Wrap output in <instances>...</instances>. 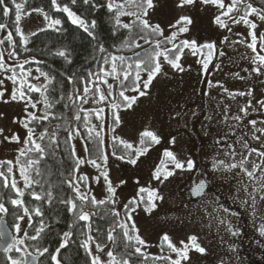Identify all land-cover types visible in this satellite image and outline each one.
<instances>
[{
	"label": "rangeland",
	"instance_id": "obj_1",
	"mask_svg": "<svg viewBox=\"0 0 264 264\" xmlns=\"http://www.w3.org/2000/svg\"><path fill=\"white\" fill-rule=\"evenodd\" d=\"M153 2L155 6L149 10L147 18L153 24H160L164 35H170L176 30L169 25L181 16H188L192 20L188 25L189 31L179 35L176 42L187 39L195 40L198 45L212 43L215 45L214 55L207 69H204L203 64L198 61L204 59L208 50L203 49L204 55H192L189 49H185L180 60L184 68L182 72L173 69L161 57L162 72L151 84L148 94L140 97L130 109L114 110L120 116L119 126H114L111 121L106 103L96 104L91 99L88 100L86 107H90L94 114L96 109H104L103 119H97L95 115L90 124L102 132L104 154L108 159L106 163L97 159L99 168L87 163L82 141L78 137L74 138L76 156L85 161L79 165V171L88 177L87 192L97 200L110 197L101 175L103 171H107L112 186L116 188L115 196L111 197L115 201L112 203L113 208L119 212L121 220L124 205L133 199L137 201L138 206H132L135 211L129 208L126 209V214L132 216L131 224L135 223L139 235L146 242V246L138 245L144 254L171 256L175 259V253L166 245L161 251L162 236L167 234L177 247H181V240L187 242L189 236L195 235L206 252L201 254L191 250L189 260L182 261L181 264H264V236L259 232L261 224H264V200L260 199L262 193L257 191L253 207L249 195L254 188H259V184L239 168L229 170L223 165L213 168L214 161L234 162L233 155L236 154L233 148L244 151L243 155H247L251 148L264 151V134L257 131L264 129V106L259 103L264 101V69L261 74L252 71L257 65L252 63L255 54L247 47L251 40L248 36L249 29L242 23L237 25L230 20L228 25L231 31L221 28L214 22L220 10L211 4L204 5L200 0L183 7H178L180 0ZM225 3H230V0H225ZM250 19L257 23L256 31L259 35L264 22L254 16ZM46 23L42 16L32 13L30 17L22 19L21 26L25 34H28L45 27ZM5 62L8 63L7 60ZM141 75L144 79L147 78L146 73ZM6 76L8 72L0 71V80L4 81L2 87L7 89L4 99L10 100L12 85ZM250 90V96L239 95ZM126 95L137 93L128 91ZM241 109H247V114ZM32 111L31 106L25 111L24 102L0 101V129H3V134L0 135V160L13 161V171L18 183L22 179L15 159L26 135V128L20 121ZM237 116L240 117L239 120L235 119ZM253 120L256 121L255 126L250 123ZM113 127L115 131L112 130ZM145 129L155 132L160 142L152 144L147 154L141 156L135 165L128 163L127 158L121 160L116 158L118 155H112L110 139L113 136L136 145L139 134ZM13 134L19 136V142L5 139ZM165 150L173 152L182 162L191 159L194 167L191 170L186 167L183 170L176 169L164 157ZM260 159L256 153H252L248 156L245 167L251 170L253 163H259ZM161 160L173 172L162 183L153 178V172L161 164ZM194 178L196 182H208L207 178L209 180L206 197L197 203L185 193L186 183ZM120 181L124 183L121 184ZM142 187L156 190L163 197L162 200L153 201L156 207L151 212L145 211L148 193H139ZM140 197L145 198L144 203L140 202ZM235 206L239 207L241 214L230 208ZM20 223V226L24 224L23 221ZM229 227L238 231V234L232 235L228 231ZM19 233L15 228L14 236L18 238ZM90 246L93 255H99L104 261L108 260V246L104 252H97L95 243ZM18 247L23 256L24 248L22 245Z\"/></svg>",
	"mask_w": 264,
	"mask_h": 264
},
{
	"label": "snow or ice",
	"instance_id": "obj_2",
	"mask_svg": "<svg viewBox=\"0 0 264 264\" xmlns=\"http://www.w3.org/2000/svg\"><path fill=\"white\" fill-rule=\"evenodd\" d=\"M200 2L204 5H213L220 10L219 15L215 16L214 22L219 25L221 28H228L231 31V28L228 25V21L230 20L233 24H243L247 26L249 29L248 36L251 38L250 42L247 43V47L251 49V51L255 54L252 57V63L257 65L252 69L253 72L257 74H261V70L264 69V32L257 34V23L250 19V17H256L259 21L264 22V0H260V7L254 6L250 0H230V3H225V0H200ZM78 0H70V3H61L59 0H50L51 8L56 12H60L66 15L67 19L73 24L82 29L89 37L95 40L96 33L95 29L97 27V21L95 19H87L84 15L78 14L73 8L70 6L77 5ZM84 5L89 6L93 10H97L99 8H106L109 13H112L111 19L114 21L113 23V35L119 32L121 29L127 30L128 35L124 37L121 41L120 47L117 51L121 49H135L142 48L143 46L139 43L140 40H143L145 44L152 45L151 49H144L143 55L140 52H134V55L131 57H126L124 55H114L112 53H108L103 57V65H110V70L105 69L101 66L99 72L88 73V83L92 85V87L85 86L83 88V94H78L75 97V100H80L83 103H88L89 94L94 98V102L103 103L109 100V97H114V86L109 83L107 79L103 77H112L113 80L119 81V91L118 97L119 101L117 102L114 98L110 101V106L113 110H119L121 108L130 109L136 103V101L140 97H144L148 94V90L150 89L151 84L156 79V77L162 72V63L161 57L163 60L167 62L173 69L184 71V68L180 64V60L184 54L185 49H189L192 55H197L198 53L204 55L203 49H207V54L204 55V59L202 61H198V63L203 64V68L207 69L208 64L211 62L212 57L214 55L215 45L212 43L198 45L195 40H180L179 43H176L179 35L186 33L189 31L188 25L192 23V20L188 16H181L175 23L169 25L170 28L176 29L172 31L170 35L164 36V29L160 26V24H153L147 18L149 15V10L154 8L153 0H104L103 3H98L97 0H82ZM195 3V0H180L178 7H183L184 5H192ZM9 3L6 0H0V13L5 18L10 17V13L14 14V20H11V23L14 27L15 34L19 36V43L24 45V50L28 51L29 49L26 47L29 43V36L37 35V32L33 31L25 34L21 21L25 17H30L32 13H37L43 17V20L46 21V25L44 28H40L39 31H46L48 29H53L56 31H60V27L63 21L59 18H55L49 14V12L45 11L42 7H33L28 8V0H10ZM122 17H130L132 18L130 22H124ZM227 18V19H224ZM8 27V22H0V30H6ZM137 29V32H133V29ZM155 37H163V39H154ZM227 37H225V40ZM5 41L8 42L9 46L13 48L12 51L8 52V57L14 58L17 56V52L15 48L18 46L17 41L13 39V32L8 31L7 35L0 39V45H3ZM243 42V41H238ZM259 43V50H258ZM162 44H171L172 47H161ZM99 51L101 53H106L107 50L103 44L99 45ZM223 55V53H221ZM55 56L63 58L68 64L72 63L70 59V53L66 50L61 49L57 50ZM35 60V58H33ZM29 63L28 60H25L23 63H17L15 67L7 65L4 59V53L0 52V71L3 72H11V75L6 76V79L12 81L14 85L11 90L10 100H5V92L7 89H4L2 86L4 84L3 80H0V101L4 103H8L10 101L16 102H24L25 103V111L27 112V108L31 106V108L35 109L37 104L40 101H33V97L29 95L30 93H39L41 95L42 102L45 109V114L42 116H37L35 113L29 112L27 114L26 120L20 121L24 128L27 129V136L24 140L25 148L19 150V155L16 157L15 165L18 167L19 175L24 182V188L21 189L18 186V181L15 178L13 173V161H3L0 160V168H6V172L0 170V180H2L3 188H11L16 194L15 199H11L10 203L13 206L20 207L23 209V215H17V220H24L27 217L29 221V227H32V219L35 217H43L44 211L40 206H36L32 209H29L25 205V200L23 197L25 196V189H31L34 184H40L39 180H36L32 176V172L34 171L36 176L42 175L40 168L38 165L40 161L44 159L46 155L55 156L56 149L59 147V141L57 138V134L55 131L49 135L48 129L44 128V131L40 132L39 136H36V130L34 127H30L29 125L33 121H47L50 115H53L49 109H52L55 104L60 103L64 99L63 94H61L60 99L55 102L50 101L48 93V86L41 85L37 86L36 84H32L28 77L31 75V69L25 70L24 65ZM36 63H43L42 61H36ZM16 68H19V73L16 72ZM36 71L39 73V77H44V79L51 84L54 77H50L49 73L37 68ZM101 73L103 75H101ZM142 73H146L147 78L144 79L142 77ZM75 74L73 73V76ZM238 75V74H237ZM73 76L67 77L69 83H73ZM36 77V79H39ZM83 79V78H81ZM102 82L104 85H107L106 89H102L100 87V83ZM132 91L137 93V95H126V92ZM227 91V89H225ZM79 92V90H77ZM231 94V93H230ZM251 95V90L248 93H239V95ZM68 99L73 102V107H76V111L74 113V119L76 121H81V112H85L83 107H77L75 104V100L72 95L68 96ZM259 103L264 106V101H260ZM65 108H68L69 105L65 104ZM245 114H247V109H241ZM104 109H96L95 115L97 119H103ZM2 115V114H0ZM53 118H56L53 116ZM235 119L239 120L240 117L237 116ZM84 127L87 130L86 143H90L94 138H99L101 136V132L96 129L95 125L89 127V117L87 114L83 117ZM15 122V121H14ZM121 123L120 116L118 111L113 112V124L114 126H119ZM254 126L256 121H250ZM103 127V125H101ZM115 131V127L112 129ZM262 134H264V129H257ZM3 134V129H0V135ZM81 135L78 128H74L69 130L68 137L65 143L69 140L73 139L74 136ZM48 137L49 144L48 149L50 152H46L45 147L42 146L41 143H38L37 140L43 141L45 137ZM35 137V138H34ZM255 139H259V137H254ZM6 140H12L19 142V136L13 134L11 137H5ZM113 144L114 147H121L124 151V155L117 156V159H125L127 157L128 163L135 165L139 158L143 155H146L149 151V148L152 144H158L160 142L157 134L151 130L145 129L139 134L138 144L134 145L130 141H126L121 137L113 136ZM175 140L173 139V143ZM104 141L99 140V144H103ZM29 145H31L29 147ZM85 151H89L87 146L85 147ZM37 153L39 154V158L34 159L29 154ZM252 153H256L258 157H260L259 163H253L252 169L249 170L245 167L248 156ZM71 155L73 157L76 156L75 148L72 147ZM113 156H116V151L112 152ZM164 157L170 161L176 169H185L191 170L194 167V162L189 159L186 162L180 161L177 156L168 150H165ZM23 158V159H22ZM99 159L103 160L105 163L107 162L108 156L101 151ZM85 163L84 160L79 158L76 159V167L73 169L72 178L68 179L66 182L68 186L75 193V198L69 199H60V203L66 205L67 212L73 214L76 217V220L73 223L68 225L69 231L63 232L60 238L59 247L55 249V254L51 255V260L55 262V264H61V261L58 259L60 255L61 249L66 248L70 242L71 237L74 235L73 227L79 221L89 222L90 221V213L85 211V205L87 203H91L93 206L95 205H103L108 201L105 200H97L95 196H90L89 192L81 191V187L77 180L79 181H87V176L75 177L74 173L79 170V165ZM87 163L99 168L100 165L97 164L96 159H90ZM223 165L226 169H237L239 168L242 173H244L247 177H249L252 181L259 184V188H254L252 193H249L253 207L256 204V195L257 191L261 192L260 199L264 200V151H259L256 148H251L248 151L247 155H242V158L239 162L225 163L224 161H214L213 168H217L218 166ZM259 173V174H257ZM101 175L104 178L105 183L107 184V191L110 193L109 201L115 203L114 200H111L112 196H115L116 188L112 186V182L109 179V175L107 171H103ZM173 175L171 170L167 169L166 163L164 160H161V164L158 165L153 172V178L155 180L160 181L166 180L169 176ZM99 179V178H97ZM120 183H124V181H120ZM41 187H43L41 185ZM52 186L49 185V190L41 195L36 191H30L28 193L29 196L33 200L36 201H45L48 205H51L54 196L51 190ZM205 184L204 182H200L194 189L193 193L197 196L202 195L204 192ZM246 190V189H245ZM147 192V203L145 207L146 212H151L155 207V203L153 202L155 199H163L162 196L157 194L156 190H150L146 188H140L139 193ZM138 193V195H139ZM79 201V204L77 203ZM140 202L144 203L145 198L140 197ZM133 205H137V201L135 199L130 200L127 204L124 205L125 209L131 208V211H135ZM227 211V209H224ZM8 209L5 207L4 203L0 202V213H7ZM94 215V214H93ZM112 215L119 216V212L113 209ZM127 219L132 220V216L130 214L127 215ZM223 223V221H221ZM89 230H91V225H87ZM119 228L123 230V236L126 241L132 242L134 241L136 245L146 246V242L139 235L138 229L136 228L135 223H132L131 226L127 223H120L117 225ZM45 222L43 219H40L39 226L34 228L35 235L29 236L27 231H24V237L27 239L36 241L41 238V234L45 232ZM17 233L21 231V226L19 223L15 225ZM113 230L108 232L107 239L112 241L115 244V237L113 236ZM228 231L231 232L232 235H237L238 231H233L231 227L228 228ZM259 232L262 236H264V224H261L259 228ZM135 233V234H132ZM198 238L193 235L189 236L187 242L181 240V247H177L171 240V238L164 234L161 238V251H163L164 245L172 252L175 253L176 258L173 259L171 256H158L154 257V259L159 260H168L170 264H181L182 261L189 260V252L191 250H195L198 253L204 254L206 249L202 247L198 242ZM0 241H3V251L5 253H11L13 250L16 252H21V248L18 245H25V239L17 238L16 236H12L10 241L5 239V233L0 232ZM91 243H95V249L97 252H104L106 245L95 242V238L92 235H87L86 239L82 242L81 247H83L88 255L91 256V264H130L128 259H118L117 255L114 254L112 250H108L106 255L108 257L107 261L101 259L99 255H93ZM140 246L135 247V253L144 255L142 252V248ZM128 247V244H125V248ZM36 251L40 256H43L45 253L49 252L47 247H44L42 250L37 248ZM31 256V253L27 252L26 248L24 249L23 256L20 259H15L11 255L7 256L8 264H36L37 257H32L31 260L28 257ZM145 259L147 257L145 256Z\"/></svg>",
	"mask_w": 264,
	"mask_h": 264
},
{
	"label": "trees",
	"instance_id": "obj_3",
	"mask_svg": "<svg viewBox=\"0 0 264 264\" xmlns=\"http://www.w3.org/2000/svg\"><path fill=\"white\" fill-rule=\"evenodd\" d=\"M10 5V0H6ZM19 2V0H17ZM61 3H70V0H59ZM98 3H103L104 0H97ZM254 6L260 7V0H250ZM74 11L78 14L84 15L87 19H95L97 21V27L94 30L96 33V39L93 40L87 35L82 29L78 26L73 25L66 17L65 14L56 12L51 8L50 0H28L27 7H42L45 11L49 12L55 18H59L63 21L60 27V31L53 29H48L46 31H39V29L34 30L37 32L35 36H29V43L27 44L28 51L24 50V45L20 44V38L15 34L14 27L11 23V20H14V14L10 13L9 18H5L0 13V22H8V27L6 30H0V39H3L8 31L13 32V39L17 41V47L15 51L17 56L14 58L8 57V52L12 51L13 48L9 46L8 42L5 41L3 45H0V52L4 53V59L7 60V65L15 67L17 63H23L25 60H28L29 63L24 65L25 70L31 69V75L28 77L29 81L32 84L37 86L47 85L50 101L55 102L60 99L61 94H63L64 99L60 103L55 104L52 109H49L53 115L49 116L47 121H33L29 126L34 127L36 130V136L38 137L40 132L44 131V128L48 129L49 135L53 131L56 132L57 138L59 141V147L56 149L55 156L49 154L40 161L38 167L41 170L42 175L36 176L33 171L31 174L34 179L39 180L40 184H34L31 189H25V205L32 209L36 206H40L44 211V216L35 217L32 219V227H29V221L27 217L24 220H17V215H23V209L20 207L13 206L10 203L11 199L16 198V194L11 188H3L2 180H0V202L4 203L5 207L8 209L7 213H0V216H3L10 227V229L15 234V225L23 221L21 232L18 235V238L25 239V245L22 247L27 252L35 253L38 255L37 264H55L51 260V255L55 254V249L59 247L60 238L65 231H69L68 225L73 223L76 220V217L67 212L66 205L60 203V199H69L75 198V193L68 186L67 180L72 178L73 169L76 167L77 156L73 157L71 155L73 140L78 137L83 145L84 149L87 146L89 151H85L86 160L90 159H99L101 151L104 153V143L99 144V140H103V135L99 138H94L90 143H86L87 130L84 127L83 117L85 114L89 117V127H91L90 121L92 117H95L94 111L90 107H86V103H83L80 100H75V97L78 94H83V88L85 86L92 87L88 83V73L99 72L101 66L105 69L110 70V65H103V57L108 53L114 55H124L126 57H131L134 55V52H140L143 55L144 49H151L152 45L145 44L143 40H140L139 43L143 46L142 48L135 49H121L117 51L120 47L121 41L124 37L128 35L127 30L121 29L115 35H113V23L111 19L112 13H109L106 8H99L93 10L87 5L82 3V0H78L77 5H70ZM129 17H122L121 19L124 22H130L132 19ZM44 28V27H41ZM137 29H133V32H137ZM264 32V28L261 33ZM28 35V34H26ZM166 37V35H164ZM168 36V35H167ZM154 39H163V37H155ZM176 43H179L176 42ZM103 44L106 48V53H101L99 51V45ZM171 48V44H162L161 46ZM64 49L70 53V59L72 60L71 64H68L63 58L55 56L57 50ZM35 58V60H33ZM36 61H42L43 63H36ZM37 68L49 73L50 77L55 79L51 84L44 79V77H39V73L36 71ZM19 68H16V72L19 73ZM73 73L75 74L73 76ZM145 74V73H142ZM11 75V72H8V76ZM101 75H103L101 73ZM73 76V83H69L67 77ZM39 77V79H36ZM83 78V79H81ZM107 79L109 83L114 86V97H109V100L103 102L108 105L111 121L113 122V112L114 110L110 106V101L114 98L116 101H119L118 91H119V81L113 80L112 77H103ZM11 81V80H10ZM100 87L106 89L107 85H104L102 82ZM12 89L14 85L12 84ZM79 90V92H77ZM127 93V92H126ZM33 97V101H40L37 104V107L33 109L31 113H35L37 116H42L45 114L44 105L42 102V97L39 93H30ZM72 95L75 100L77 107H83L86 111L81 112V121H76L74 119V113L76 107H73V102L68 99V96ZM94 102V98L91 94L88 96V100ZM96 103V102H94ZM68 104L69 107L65 108L64 105ZM97 104V103H96ZM55 116L56 118H53ZM26 117L21 118V121L26 120ZM78 128L81 135L74 136L73 139L69 140L67 143L65 141L68 137V132L71 129ZM27 136L26 135L24 140ZM35 138V137H34ZM38 143H41L45 147L46 152H50L48 149L49 140L46 136L43 141L37 140ZM31 145H29L30 147ZM22 148H25L23 142ZM110 148L111 151H116V155H124V151L121 147H114L113 139H110ZM19 149V150H20ZM19 150L16 157L19 155ZM32 158H39V154L30 153ZM127 158V157H126ZM23 159V158H22ZM16 160V159H15ZM7 161V160H3ZM7 166L0 168V170L6 172ZM12 175L15 176L14 171ZM75 177L84 176L79 170L74 173ZM81 187V191L87 192V181L77 180ZM41 185L43 187H41ZM49 185L52 186L51 190L53 192L54 200L51 205H48L45 201H36L28 195L30 191H36L41 195H44L49 190ZM18 186L23 189L24 182L23 180L18 183ZM91 196V195H90ZM100 200L108 201L103 205L93 206L91 203L85 205L84 210L90 213V221L84 222L79 221L75 224L73 229L74 235L71 237L69 244L66 248L61 249L58 259L61 261V264H91V256L88 255V252L81 247L82 242L86 239L87 235H92L95 238V242L101 243L109 247V250H112L118 259H128L130 264H170L168 260H159L154 259V255L149 254H138L135 253V247L138 246L134 241L128 242L123 236V230L117 225L120 223H127L129 227L131 222L127 219L126 209L122 216L112 215L113 204L109 201V198H104ZM79 204V201H77ZM94 214V215H93ZM40 219H43L45 225V232L41 234V238L33 241L24 237V231L28 232L29 236L35 235L34 228L39 226ZM21 224V223H20ZM88 224L91 225V230H89ZM113 236L115 239V244L112 241L107 239L108 232L113 230ZM125 244H128V247L125 248ZM47 247L49 249L48 253H45L43 256H40L36 251L37 248L43 249ZM11 255L15 259H20L21 253L13 250L11 253H0V264H8L7 256ZM145 256L147 259H145Z\"/></svg>",
	"mask_w": 264,
	"mask_h": 264
},
{
	"label": "flooded vegetation",
	"instance_id": "obj_4",
	"mask_svg": "<svg viewBox=\"0 0 264 264\" xmlns=\"http://www.w3.org/2000/svg\"><path fill=\"white\" fill-rule=\"evenodd\" d=\"M233 152L236 154V155H233V160L234 162H239L238 159H241V156L244 154V151H238L237 148H233ZM241 155V156H240ZM207 181L209 182L208 178H207ZM195 178L194 179H191L190 181H188L186 183V189H185V193H186V196L190 199V200H193L194 202H198V201H201L202 198L206 197L207 193H208V187H209V183L206 182V181H198L196 182ZM200 182H204L205 184V188H204V192L202 195H195L193 193V189L200 183ZM233 212L235 213H238V214H241V210L239 209V207L235 206V207H230Z\"/></svg>",
	"mask_w": 264,
	"mask_h": 264
},
{
	"label": "water",
	"instance_id": "obj_5",
	"mask_svg": "<svg viewBox=\"0 0 264 264\" xmlns=\"http://www.w3.org/2000/svg\"><path fill=\"white\" fill-rule=\"evenodd\" d=\"M0 232L5 233V239H8L9 241H10V238L12 236H14L13 231L10 229V227L8 226L6 220L3 216H0ZM0 253L6 254L3 251V241H0ZM29 253H31V252H29ZM32 257H37V260H36V264H37L38 255L35 253H31V256H29L28 259L31 260Z\"/></svg>",
	"mask_w": 264,
	"mask_h": 264
}]
</instances>
